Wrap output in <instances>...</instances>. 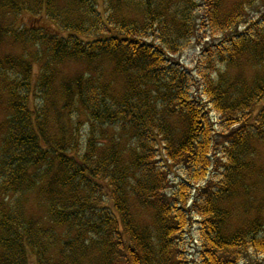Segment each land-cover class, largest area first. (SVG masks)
Returning a JSON list of instances; mask_svg holds the SVG:
<instances>
[{
	"label": "trees",
	"instance_id": "trees-1",
	"mask_svg": "<svg viewBox=\"0 0 264 264\" xmlns=\"http://www.w3.org/2000/svg\"><path fill=\"white\" fill-rule=\"evenodd\" d=\"M0 1L33 25L12 35L24 58L0 59V264H264V0H203L226 37L195 73L172 58L195 0ZM70 63L86 72L57 84Z\"/></svg>",
	"mask_w": 264,
	"mask_h": 264
},
{
	"label": "rangeland",
	"instance_id": "rangeland-1",
	"mask_svg": "<svg viewBox=\"0 0 264 264\" xmlns=\"http://www.w3.org/2000/svg\"><path fill=\"white\" fill-rule=\"evenodd\" d=\"M65 1V0H63ZM102 5V12L105 13L106 10L104 8L105 2H108V0H99ZM136 1V0H134ZM181 0H166L165 2H171V3H177ZM231 1V0H230ZM245 1V0H243ZM1 2V1H0ZM164 2V3H165ZM203 0H195V12L193 16V29H192V35L190 41H186L182 43L179 47V51L177 54L172 55V58L175 60V63L179 65L180 68H185L187 70H191L194 73L198 72L199 69L203 68L204 66V60L205 56L203 54V50L208 47L210 44L219 43L223 38L226 37V33L221 34H213L208 30V27L202 23L201 21V15L197 8L202 4ZM241 2V0H240ZM228 8H231V3L228 5ZM197 9V10H196ZM13 8L9 9L8 11L5 10L4 12L1 11L0 13V27L6 30V32L9 35V37H0V59L3 60L4 65H7V59H15L16 61L24 58V53H26V46L21 48L20 43H16L13 41L14 38H12V35L15 36L16 32H20L22 29H24V26H33L32 22L27 19L28 15L26 14H18L14 15L12 14ZM252 8H250V11ZM256 15V13H255ZM194 22L200 24L199 26H196ZM197 24V25H198ZM37 28L45 29L48 32H53L54 28L53 24L49 22L46 19H40L39 25ZM17 36V35H16ZM29 50L32 51V55L35 51L34 47H29ZM32 65V76H31V85L36 86L37 79L39 78V72H40V63H38L37 60L33 59L31 60ZM200 67V68H199ZM58 73L54 79V81L58 84L60 81H68V79H73L75 76L81 72L85 73V65H76L73 63L65 64L58 68ZM241 74L244 76L245 79L251 80L255 75V70L251 68H246L241 70ZM234 76H237L239 74V71L235 70L232 72ZM11 81L5 77V74H0V136L3 135L5 132V121L7 120V115L10 112V99L9 94L4 92V89L7 85L4 83H10ZM6 90V89H5ZM264 104V102H263ZM215 121H218L219 118L215 117ZM256 149L254 150V157H253V164H254V170L257 175L264 174V144L257 143L255 145ZM174 172V169L173 171ZM216 173V172H215ZM213 172L211 174V177L215 175ZM171 177V176H170ZM172 179V177L170 178ZM175 182V180H173ZM173 182V183H174ZM177 183V182H175ZM174 185V184H173ZM264 187L262 188V185L258 186L257 191L254 192L255 197L258 201L261 199V203L264 200V191H262ZM173 190L169 189L168 191L171 192ZM1 196V194H0ZM2 198L0 197V200ZM29 206V205H28ZM33 206V207H32ZM31 208H28L26 211V215L28 217L38 219V213L35 210V203H33ZM194 232L190 234L189 240H188V247L190 250V253L193 255L196 251V241L198 240L197 237V227H194Z\"/></svg>",
	"mask_w": 264,
	"mask_h": 264
}]
</instances>
